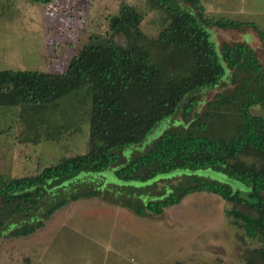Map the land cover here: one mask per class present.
Here are the masks:
<instances>
[{
  "label": "rangeland",
  "instance_id": "374dc122",
  "mask_svg": "<svg viewBox=\"0 0 264 264\" xmlns=\"http://www.w3.org/2000/svg\"><path fill=\"white\" fill-rule=\"evenodd\" d=\"M200 2L206 18H225L257 28L259 33L249 26L211 27L209 31L218 49L225 43L245 44L264 68V0ZM124 5L135 8L142 16L140 29L149 43L170 22L168 15L150 0H52L48 4L0 0V71L64 72L83 46L107 40L109 19L118 15ZM115 42L123 43L120 37ZM148 49L153 55L158 54L154 45ZM229 75L217 87L198 94L192 117H202L208 102L218 100L219 95H233L238 84L244 79L249 81L251 76L241 74L233 83L232 74ZM249 82L248 90L258 88ZM216 106L209 109L213 112L206 119L202 134L227 137L238 122L237 108ZM112 107L109 82L46 107H0V175L5 180L36 176L63 159L105 149L110 139ZM250 113L264 116V102L252 106ZM178 123L186 125L181 112L169 123L158 126L154 137L166 128H180ZM147 145L131 151L130 156L141 154ZM197 174L219 182L227 180L209 170ZM99 178L103 182L104 178ZM99 178L79 176L61 186L66 188L64 192L54 194L59 186L51 189L25 217L18 214L4 218L0 228V264H249L247 251L261 246L259 238L248 237L228 215L231 204L214 194L192 193L159 215L139 216L124 207L132 192H118L126 185L112 177L100 188L99 196L69 202L46 217V202L69 196L78 189L90 190L100 185ZM187 181L188 177L179 174L158 179L149 187L136 186L144 192L138 198L145 203L152 199L150 195L161 196L171 185ZM109 185L115 187L108 188ZM26 224L35 226L34 231L12 235Z\"/></svg>",
  "mask_w": 264,
  "mask_h": 264
},
{
  "label": "trees",
  "instance_id": "16d2710c",
  "mask_svg": "<svg viewBox=\"0 0 264 264\" xmlns=\"http://www.w3.org/2000/svg\"><path fill=\"white\" fill-rule=\"evenodd\" d=\"M34 1L48 4L52 0ZM150 2L170 20L150 43L140 29L142 16L124 5L109 19L107 40L83 46L64 72L0 71V107H46L104 82H109L113 90L111 132L105 149L63 159L36 176L5 180L0 175V228L4 218L18 214L25 217L51 189L63 187L79 176L104 180L99 178L100 185L90 190L78 189L46 202V217L69 202L99 196L100 188L112 177L126 185L118 192L129 190L137 197L126 199L124 207L139 216L159 215L196 192L220 197L231 204L228 215L246 235L261 242L259 248L247 251L248 263L264 264V116L250 113L252 106L264 102V68L245 44L225 43L218 49L209 28L249 26L259 31L230 19L206 18L200 0ZM116 37L123 43H116ZM149 44L157 49V55L150 52ZM248 73L249 81L258 88L248 90L251 84L244 79L233 95H219L218 100L207 103L208 110L202 117H192L199 93L217 87L229 74L237 83L239 75ZM215 105L217 109L224 105L237 108L238 122L227 137L202 134L213 112L209 109ZM180 112L188 128L178 123L180 128H166L154 137L158 126L169 123ZM145 144L149 145L144 152L130 156L131 151ZM208 170L227 180L219 182L197 174ZM179 174L190 181L171 185L161 196L150 195L152 199L145 203L138 198L144 192L136 186L149 187L158 179ZM62 187L54 194L64 192L66 188ZM34 229L26 224L12 235H28Z\"/></svg>",
  "mask_w": 264,
  "mask_h": 264
}]
</instances>
